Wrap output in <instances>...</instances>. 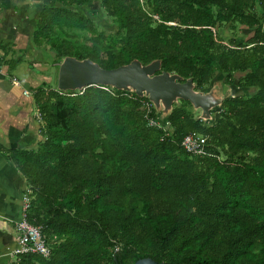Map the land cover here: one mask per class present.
I'll list each match as a JSON object with an SVG mask.
<instances>
[{
  "label": "trees",
  "instance_id": "16d2710c",
  "mask_svg": "<svg viewBox=\"0 0 264 264\" xmlns=\"http://www.w3.org/2000/svg\"><path fill=\"white\" fill-rule=\"evenodd\" d=\"M90 1L38 11L31 41L54 63L159 59L197 90L243 72L235 86L252 91L225 98L210 121L180 99L160 121L133 92L34 87L41 140L4 155L24 178L25 218L48 254L6 264H264V0H96L112 31L79 10ZM186 134L204 139L199 152L182 147Z\"/></svg>",
  "mask_w": 264,
  "mask_h": 264
},
{
  "label": "crops",
  "instance_id": "0c3cea01",
  "mask_svg": "<svg viewBox=\"0 0 264 264\" xmlns=\"http://www.w3.org/2000/svg\"><path fill=\"white\" fill-rule=\"evenodd\" d=\"M42 1L0 0V264L14 257L15 222L25 188L23 176L5 157L4 150L33 148L41 140L31 91L43 82L49 84L51 78L43 68L52 57L31 41ZM39 61L42 63L37 66L41 67H34L33 63ZM38 70L42 72L39 75Z\"/></svg>",
  "mask_w": 264,
  "mask_h": 264
},
{
  "label": "water",
  "instance_id": "95a60500",
  "mask_svg": "<svg viewBox=\"0 0 264 264\" xmlns=\"http://www.w3.org/2000/svg\"><path fill=\"white\" fill-rule=\"evenodd\" d=\"M55 66V89L80 90L95 84L133 92L138 97H145L160 119H164L172 104L180 99L189 102L192 112L199 111L195 118L210 121L212 110L219 108L222 101L230 96L229 90H222L220 81L211 82L205 89H195L190 76L183 79L177 73L161 70L159 59L142 64L133 58L128 63L105 69L89 58L64 56ZM131 264L159 263L150 257H142Z\"/></svg>",
  "mask_w": 264,
  "mask_h": 264
},
{
  "label": "rangeland",
  "instance_id": "374dc122",
  "mask_svg": "<svg viewBox=\"0 0 264 264\" xmlns=\"http://www.w3.org/2000/svg\"><path fill=\"white\" fill-rule=\"evenodd\" d=\"M52 0H43L41 5H43L44 3H51ZM79 10H81L87 17H89L91 20L94 21L95 24L99 25L100 29H103L105 31H112L113 28H114V24L111 22V20L106 16L104 15V13L99 9L98 7V4H97V1L96 0H91L90 2L80 6ZM240 29V30H239ZM250 32L249 29H247L246 27H237L235 29V34H243L245 36H247V34ZM219 33L223 35L224 37V41L231 36L230 34V30L229 28L227 27V24L220 27V30H219ZM240 37V36H239ZM246 38V37H245ZM239 40L241 41L242 38L240 37ZM46 50L50 57L51 54H53L51 51L48 50V47L46 45H43L41 46L40 50ZM35 58V57H33ZM39 59H41V57H39ZM51 63H48L45 68H43V73H46L47 76H51L50 78V81H49V86L50 87H55V82H56V72H57V68L56 67H52V64L54 63L53 60L49 61ZM42 63V61H39V62H35L33 63L34 64V67H41V66H37L38 64ZM44 67V66H43ZM32 68V65L31 67ZM41 70L37 71L36 74H41ZM243 74V72H234L233 73V76H232V83L231 84H225V83H222V90H229V95L233 96V95H248L251 93L252 89L249 88V87H236L235 86V81ZM37 75V76H38ZM41 77V75H40ZM39 77V78H40ZM46 80V79H45ZM215 81H220L219 80V77L215 80ZM213 81V82H215ZM218 83V82H217ZM46 85V84H45ZM35 112H36V109H35ZM218 112V108H215L212 110V118L211 119H214L215 117H217V113ZM195 115H197L199 113V111L197 110L196 112H193ZM36 117V116H35ZM159 114H158V119L159 118ZM160 121H162V119H160Z\"/></svg>",
  "mask_w": 264,
  "mask_h": 264
},
{
  "label": "built area",
  "instance_id": "2783aa9c",
  "mask_svg": "<svg viewBox=\"0 0 264 264\" xmlns=\"http://www.w3.org/2000/svg\"><path fill=\"white\" fill-rule=\"evenodd\" d=\"M23 94H27L23 91ZM35 116L39 119V114L36 110ZM155 120H150L149 124H155ZM204 139L196 134H186L181 140L182 147L188 152H199ZM28 198L23 193L21 195V207L19 212V218L15 222L16 242L17 246L12 251L16 253L33 252L42 256L48 254V248L45 245L44 239L40 233L38 226L30 224L25 218V210L27 208Z\"/></svg>",
  "mask_w": 264,
  "mask_h": 264
}]
</instances>
